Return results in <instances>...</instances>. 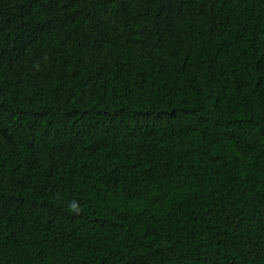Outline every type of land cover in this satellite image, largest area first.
<instances>
[{
  "label": "trees",
  "instance_id": "16d2710c",
  "mask_svg": "<svg viewBox=\"0 0 264 264\" xmlns=\"http://www.w3.org/2000/svg\"><path fill=\"white\" fill-rule=\"evenodd\" d=\"M0 264H264V0H0Z\"/></svg>",
  "mask_w": 264,
  "mask_h": 264
},
{
  "label": "clouds",
  "instance_id": "9594fccd",
  "mask_svg": "<svg viewBox=\"0 0 264 264\" xmlns=\"http://www.w3.org/2000/svg\"><path fill=\"white\" fill-rule=\"evenodd\" d=\"M71 210L75 211L77 214H79L80 209L78 208L77 204L75 202H71L70 204Z\"/></svg>",
  "mask_w": 264,
  "mask_h": 264
}]
</instances>
